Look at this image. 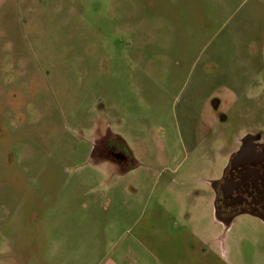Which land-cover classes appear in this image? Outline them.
I'll use <instances>...</instances> for the list:
<instances>
[{
  "label": "rangeland",
  "instance_id": "rangeland-1",
  "mask_svg": "<svg viewBox=\"0 0 264 264\" xmlns=\"http://www.w3.org/2000/svg\"><path fill=\"white\" fill-rule=\"evenodd\" d=\"M262 130L264 0H0V264H103L149 194L202 227ZM216 226L230 264H264L262 218Z\"/></svg>",
  "mask_w": 264,
  "mask_h": 264
},
{
  "label": "crops",
  "instance_id": "crops-1",
  "mask_svg": "<svg viewBox=\"0 0 264 264\" xmlns=\"http://www.w3.org/2000/svg\"><path fill=\"white\" fill-rule=\"evenodd\" d=\"M209 183L213 187L211 195L194 200L202 208L195 215L202 227L181 222L179 225L176 215L161 200L152 203L149 194L144 211L127 233L128 237L112 243L111 254L103 264H230L225 259L228 249L224 246L225 233L230 229L216 226L225 222L217 205L218 185L222 182ZM184 198H180V205H184ZM190 215L187 213L188 218Z\"/></svg>",
  "mask_w": 264,
  "mask_h": 264
},
{
  "label": "flooded vegetation",
  "instance_id": "flooded-vegetation-1",
  "mask_svg": "<svg viewBox=\"0 0 264 264\" xmlns=\"http://www.w3.org/2000/svg\"><path fill=\"white\" fill-rule=\"evenodd\" d=\"M95 148L102 155L132 167V155L107 138L100 139ZM218 185L217 205L221 219L230 221L240 213H252L264 220V130L246 134L239 150L232 154Z\"/></svg>",
  "mask_w": 264,
  "mask_h": 264
}]
</instances>
